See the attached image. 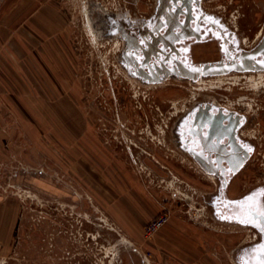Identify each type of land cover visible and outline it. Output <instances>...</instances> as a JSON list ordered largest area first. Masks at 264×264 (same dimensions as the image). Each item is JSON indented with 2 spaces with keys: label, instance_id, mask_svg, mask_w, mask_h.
Wrapping results in <instances>:
<instances>
[{
  "label": "rangeland",
  "instance_id": "rangeland-1",
  "mask_svg": "<svg viewBox=\"0 0 264 264\" xmlns=\"http://www.w3.org/2000/svg\"><path fill=\"white\" fill-rule=\"evenodd\" d=\"M190 1L173 0L181 25L155 34L174 62L203 68L264 39V0H202L213 26ZM155 8L0 0V264H243L260 243L237 217L248 162L221 188L173 130L202 104L238 112L264 182V69L149 77L163 41L145 47L139 31Z\"/></svg>",
  "mask_w": 264,
  "mask_h": 264
},
{
  "label": "flooded vegetation",
  "instance_id": "flooded-vegetation-1",
  "mask_svg": "<svg viewBox=\"0 0 264 264\" xmlns=\"http://www.w3.org/2000/svg\"><path fill=\"white\" fill-rule=\"evenodd\" d=\"M197 4L201 5L202 0H197ZM200 107L203 110L198 111V114L195 113L196 117L186 122L177 121L173 130L176 143L187 151L192 159L195 160L194 155H197L200 165L196 160L195 162L203 172L205 171L202 167L206 171L218 174L221 188H224L226 183L229 187L234 176L248 162L247 170L249 175H253V180L250 179L252 188L248 198L255 197L257 201L264 204V197L259 195L261 191H264V182L260 179L255 181L254 177L256 144L240 136L239 113L217 103L202 104ZM253 228L258 231L256 227ZM260 234L263 236L264 233L260 232Z\"/></svg>",
  "mask_w": 264,
  "mask_h": 264
},
{
  "label": "water",
  "instance_id": "water-1",
  "mask_svg": "<svg viewBox=\"0 0 264 264\" xmlns=\"http://www.w3.org/2000/svg\"><path fill=\"white\" fill-rule=\"evenodd\" d=\"M172 1L173 0H165V7L162 9V11H160V13L157 15L155 19L148 21L147 25L145 26V30H143V33L140 32V34L143 35L149 34V36H151V39L144 38L145 47L146 45L149 47L150 42L152 40L154 45L163 41V46L159 50L154 52L155 54L158 53L157 56L155 57L156 61L154 65L153 66L148 65L147 59L144 60V65H148L147 73L149 74V77L158 78L161 76V74H165L167 71H171L177 77H187L194 79L196 77V74L198 73L208 75V74H216V73L224 72L229 69H234V70H248L253 68L264 69V39L251 52H239L236 55H232V56L227 55L226 56L227 58L222 60L220 63L213 65H205L203 68H199L195 66L191 68H187L185 67V64H181L178 61L174 62L170 54L175 53L177 51L175 47V43L172 42L170 39L169 41H165L163 40V37L161 38L155 37L156 32L162 27V25H167V31H166L167 34H171V30L174 28L175 25L178 26L181 25V23H179L180 21L179 13L176 11L175 12L171 11ZM191 4L192 2L190 1V5L189 3L188 5L191 8H195L196 5L194 4L191 5ZM196 10L198 12L197 19L199 18L200 20H203L213 26V22L210 21V18L208 16H206L203 12H201L198 9V7H196ZM173 20H175L174 23ZM188 25L189 23H187V26ZM194 28L195 30H197L196 28H199V22ZM131 40L132 39L129 38L130 44L133 43L131 42ZM135 46H137L139 50L140 46L139 45H135ZM142 50H144V53L146 52V54H149V52H147V48L146 50L145 48ZM160 54L165 55V57H161ZM259 55L261 57L257 59V56ZM173 62L175 64H173ZM167 64H171L170 68H166ZM138 67L140 68V65ZM154 67L155 70H153ZM247 203H248L247 201L239 203L238 205L239 210L241 209L240 206L244 205L246 211ZM239 213L241 214V215L237 214L239 220L244 219V215L242 214V212ZM262 245H264V234L261 237L260 243L251 246V248H249V251H247L245 256H243V264H245V262H248V264H255L256 259H258L256 250L259 249Z\"/></svg>",
  "mask_w": 264,
  "mask_h": 264
},
{
  "label": "snow or ice",
  "instance_id": "snow-or-ice-1",
  "mask_svg": "<svg viewBox=\"0 0 264 264\" xmlns=\"http://www.w3.org/2000/svg\"><path fill=\"white\" fill-rule=\"evenodd\" d=\"M264 197V191L259 194ZM241 212L244 215V219H241V223L251 224L256 227L258 231L264 233V204H261L256 200L255 197H249L247 203V210L245 211V206L241 205ZM258 259H256L255 264H264V245L256 250ZM248 264V262H245Z\"/></svg>",
  "mask_w": 264,
  "mask_h": 264
},
{
  "label": "bare ground",
  "instance_id": "bare-ground-1",
  "mask_svg": "<svg viewBox=\"0 0 264 264\" xmlns=\"http://www.w3.org/2000/svg\"><path fill=\"white\" fill-rule=\"evenodd\" d=\"M199 1V0H198ZM198 5V4H197ZM165 7V0H156V8H155V16L153 17V19H155L156 17H157V15L160 13V11H162V9ZM197 7V6H196ZM204 13V12H203ZM148 22V21H147ZM147 22L146 21H143V22H141L142 24H141V27H140V31L139 32H141V33H143V30H145V26L147 25ZM123 31V30H122ZM121 31V32H122ZM131 31V30H130ZM128 32V31H127ZM134 32V31H133ZM138 32V33H139ZM126 33V32H125ZM131 33V32H130ZM260 33V32H259ZM121 34V33H120ZM128 35V34H127ZM126 35V36H127ZM139 35V34H138ZM121 36V35H120ZM124 36V35H123ZM132 36V35H131ZM136 36V35H135ZM126 39V38H125ZM127 41H128V38H127ZM130 42V41H129ZM140 46V45H139ZM141 50V49H140ZM133 53V52H132ZM125 54H127V53H125ZM151 54H153V53H151ZM129 56V55H128ZM139 57V56H138ZM135 66V65H134ZM135 67H138V66H135ZM134 68V67H133ZM139 69V68H138ZM262 71V70H261ZM233 72V71H232ZM228 74V73H227ZM259 75V74H258ZM259 76H261V75H259ZM203 77V76H202ZM245 77V76H244ZM231 78H233L232 76H231ZM236 78V77H235ZM234 78V79H235ZM200 79V78H199ZM262 80V79H261ZM223 81V80H222ZM212 82V81H211ZM263 82V81H262ZM205 84V83H204ZM190 124V123H189ZM192 125V124H191ZM194 125V124H193ZM197 125V124H196ZM197 127H198V125H197ZM200 128V127H199ZM199 131V130H198ZM190 132V131H189ZM193 134V133H192ZM195 160H196V162L200 165V163H199V158L198 157H195ZM75 168V167H74ZM76 169L78 170V168L76 167ZM202 169L208 174V175H210L211 177H217V176H219L218 174H216V173H211V172H209V171H206L203 167H202ZM76 170V171H77ZM262 233V232H261ZM253 241V240H252ZM246 250V249H245ZM245 253V252H244ZM245 255V254H244Z\"/></svg>",
  "mask_w": 264,
  "mask_h": 264
},
{
  "label": "built area",
  "instance_id": "built-area-1",
  "mask_svg": "<svg viewBox=\"0 0 264 264\" xmlns=\"http://www.w3.org/2000/svg\"><path fill=\"white\" fill-rule=\"evenodd\" d=\"M159 225H160L159 222H157V223H153V224L151 225V228H156V227H158Z\"/></svg>",
  "mask_w": 264,
  "mask_h": 264
}]
</instances>
